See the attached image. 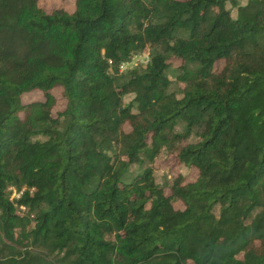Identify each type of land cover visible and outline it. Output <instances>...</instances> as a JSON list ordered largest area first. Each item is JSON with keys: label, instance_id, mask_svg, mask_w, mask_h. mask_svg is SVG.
Instances as JSON below:
<instances>
[{"label": "trees", "instance_id": "obj_1", "mask_svg": "<svg viewBox=\"0 0 264 264\" xmlns=\"http://www.w3.org/2000/svg\"><path fill=\"white\" fill-rule=\"evenodd\" d=\"M73 1L0 0V264H264V0Z\"/></svg>", "mask_w": 264, "mask_h": 264}, {"label": "rangeland", "instance_id": "obj_2", "mask_svg": "<svg viewBox=\"0 0 264 264\" xmlns=\"http://www.w3.org/2000/svg\"><path fill=\"white\" fill-rule=\"evenodd\" d=\"M243 1V0H242ZM40 4L46 9L50 10L51 8L55 6H64L68 10H72L74 7V1L73 0H40ZM228 7H230L231 13L235 15V7L228 4ZM138 53V59L131 60L128 66H134V65H141L145 63L146 57H148V54L146 51L137 52ZM173 65L172 67H175L179 64L178 59H173L172 61ZM222 64V61H218L216 66L219 67ZM172 79L170 89L175 90L177 89L179 83L175 80L174 77H170ZM53 92L57 97V108H61L64 105V101L61 97V87H55L53 88ZM133 96V93H128L123 96L124 102H128L131 97ZM36 98H42V93L40 90H32L28 92H24L22 94V100H32ZM184 129V122L179 120L176 124V130L183 131ZM196 136L194 134H191L188 137V140H195ZM139 169V166L135 163L131 165V173H129L128 177L132 176L137 170ZM177 172H182L187 180H193L196 176V169L188 167L184 164L177 163L174 159V156L170 153H168L165 150H162L161 153L155 158L153 163V173L155 176V179L160 184H165L170 178V176L175 175ZM12 194V191H11ZM10 194V195H11ZM173 204L176 207H182V203L180 200H174Z\"/></svg>", "mask_w": 264, "mask_h": 264}, {"label": "built area", "instance_id": "obj_3", "mask_svg": "<svg viewBox=\"0 0 264 264\" xmlns=\"http://www.w3.org/2000/svg\"><path fill=\"white\" fill-rule=\"evenodd\" d=\"M134 59H138V53H133L131 55L130 59H128L126 61H122L120 63L119 69L120 70H125L126 68L130 67V66H128V64L130 63L131 60H134ZM147 60H148V57H146L145 62H147ZM18 194L19 193L16 190L13 189L12 194L10 196L13 197V196L18 195Z\"/></svg>", "mask_w": 264, "mask_h": 264}]
</instances>
